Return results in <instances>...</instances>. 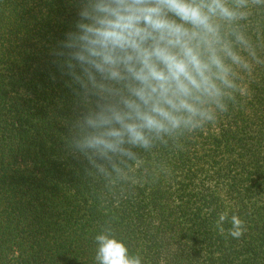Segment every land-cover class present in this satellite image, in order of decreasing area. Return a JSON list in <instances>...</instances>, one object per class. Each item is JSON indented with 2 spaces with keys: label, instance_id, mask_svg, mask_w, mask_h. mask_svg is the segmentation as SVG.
<instances>
[{
  "label": "trees",
  "instance_id": "trees-1",
  "mask_svg": "<svg viewBox=\"0 0 264 264\" xmlns=\"http://www.w3.org/2000/svg\"><path fill=\"white\" fill-rule=\"evenodd\" d=\"M76 19L74 0H0V264H98L108 227L142 264H264V65L214 123L108 185L63 140L74 98L51 52ZM247 28L264 59V10Z\"/></svg>",
  "mask_w": 264,
  "mask_h": 264
},
{
  "label": "clouds",
  "instance_id": "clouds-1",
  "mask_svg": "<svg viewBox=\"0 0 264 264\" xmlns=\"http://www.w3.org/2000/svg\"><path fill=\"white\" fill-rule=\"evenodd\" d=\"M77 19L52 50L73 95L65 148L84 171L127 181L141 152L214 123L264 65L247 25L264 0H74ZM222 213L217 221L221 233ZM229 234L246 231L238 215ZM98 264H142L110 227L95 236Z\"/></svg>",
  "mask_w": 264,
  "mask_h": 264
}]
</instances>
